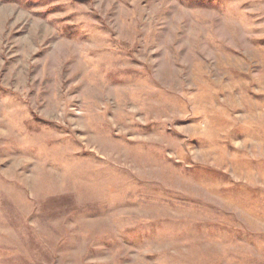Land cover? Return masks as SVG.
<instances>
[{
	"label": "rangeland",
	"instance_id": "374dc122",
	"mask_svg": "<svg viewBox=\"0 0 264 264\" xmlns=\"http://www.w3.org/2000/svg\"><path fill=\"white\" fill-rule=\"evenodd\" d=\"M0 264H264V0H0Z\"/></svg>",
	"mask_w": 264,
	"mask_h": 264
}]
</instances>
